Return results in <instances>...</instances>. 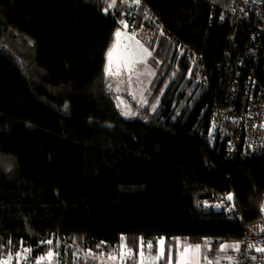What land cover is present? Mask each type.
<instances>
[{"label":"trees","instance_id":"trees-1","mask_svg":"<svg viewBox=\"0 0 264 264\" xmlns=\"http://www.w3.org/2000/svg\"><path fill=\"white\" fill-rule=\"evenodd\" d=\"M146 2L204 55L214 90L194 92L187 62L147 25L137 38L151 52L154 95L129 119L106 78L127 5L0 0V260L29 247L34 257L53 250L66 264H98L88 250L113 249L122 237L133 249L160 237L234 242L261 217L264 154L227 157L210 138L234 33L217 15L232 0ZM250 33L240 27L241 47ZM217 193L232 197L240 218L215 207Z\"/></svg>","mask_w":264,"mask_h":264},{"label":"built area","instance_id":"built-area-1","mask_svg":"<svg viewBox=\"0 0 264 264\" xmlns=\"http://www.w3.org/2000/svg\"><path fill=\"white\" fill-rule=\"evenodd\" d=\"M128 7L126 28L133 37L147 25L172 41L180 58L187 62V79L193 91L212 89V74L204 55L179 39L162 22L146 0H121ZM221 24L228 21L234 33L228 39L224 61L220 63V93L214 94L211 107V141L223 147L227 157L250 158L264 154V0H232L217 15ZM250 29L248 45L241 47L240 27ZM213 203L229 217L240 218L228 196L217 193ZM261 217L246 225L236 242V264H264V204Z\"/></svg>","mask_w":264,"mask_h":264},{"label":"rangeland","instance_id":"rangeland-1","mask_svg":"<svg viewBox=\"0 0 264 264\" xmlns=\"http://www.w3.org/2000/svg\"><path fill=\"white\" fill-rule=\"evenodd\" d=\"M122 27V29H125L126 24L124 23ZM155 75L156 70L150 63V56L144 60L131 59L124 65L118 61L111 62V60H108L106 65L107 85L114 93L115 99L119 102L120 110L125 118L133 119L140 117L142 111L151 103L150 99L154 95L151 84ZM164 90L162 88L159 94L155 95L154 102L152 103L153 106H151L152 110L160 103ZM180 239V246L185 245L187 238L180 237ZM128 247L125 237H122L112 248L124 250ZM102 252H106V250L97 252L88 250L90 254H101ZM49 253H52L51 257H49ZM49 253L34 257L33 250L26 247L13 256L2 258L0 264H66L62 259H59L55 251L51 250ZM81 257L80 253L74 252L72 259L74 258L78 262ZM91 261H97L99 264L101 262L100 256L98 254L94 255ZM109 264H115V261L111 260Z\"/></svg>","mask_w":264,"mask_h":264},{"label":"crops","instance_id":"crops-1","mask_svg":"<svg viewBox=\"0 0 264 264\" xmlns=\"http://www.w3.org/2000/svg\"><path fill=\"white\" fill-rule=\"evenodd\" d=\"M180 240L178 238L170 242L160 237L142 241L138 249L128 247L124 250H106L98 254L101 260L99 264H109L111 260L115 264H236L233 256L238 240L216 243L212 239H205L199 244H193L186 239V244L181 246Z\"/></svg>","mask_w":264,"mask_h":264},{"label":"water","instance_id":"water-1","mask_svg":"<svg viewBox=\"0 0 264 264\" xmlns=\"http://www.w3.org/2000/svg\"><path fill=\"white\" fill-rule=\"evenodd\" d=\"M123 53L135 60H144L151 54L150 50L137 38L128 34L124 29L116 33L114 44L108 53V60Z\"/></svg>","mask_w":264,"mask_h":264},{"label":"flooded vegetation","instance_id":"flooded-vegetation-1","mask_svg":"<svg viewBox=\"0 0 264 264\" xmlns=\"http://www.w3.org/2000/svg\"><path fill=\"white\" fill-rule=\"evenodd\" d=\"M132 58L128 55H124L123 53L121 54H118L116 56H114L112 59H111V62H116L118 61L120 64L124 65L125 63H127L129 60H131Z\"/></svg>","mask_w":264,"mask_h":264},{"label":"snow or ice","instance_id":"snow-or-ice-1","mask_svg":"<svg viewBox=\"0 0 264 264\" xmlns=\"http://www.w3.org/2000/svg\"><path fill=\"white\" fill-rule=\"evenodd\" d=\"M137 2H138V0H137ZM231 198H232L231 196L228 197V199H231ZM48 243H51V241H49ZM148 246L151 247V244H149ZM261 251H264V249H261ZM48 255H49V257H51L52 253H49Z\"/></svg>","mask_w":264,"mask_h":264}]
</instances>
